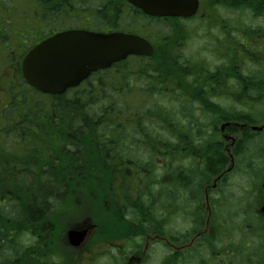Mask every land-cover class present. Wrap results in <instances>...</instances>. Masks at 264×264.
<instances>
[{"label":"trees","instance_id":"16d2710c","mask_svg":"<svg viewBox=\"0 0 264 264\" xmlns=\"http://www.w3.org/2000/svg\"><path fill=\"white\" fill-rule=\"evenodd\" d=\"M23 1L30 4L26 16L16 10L17 3L4 9V0H0V31L4 34V38L0 34V39H4L0 43L7 44L0 46V56L8 64L7 69L1 67V71H8L10 78H16L18 52L28 42L38 39L40 32L34 35L37 25H47L48 31H52L51 28L83 27L134 32L149 40L154 52L148 57L129 56L107 69L97 70L78 86L61 94L65 101L47 99L34 90L33 110L50 112L52 138L35 139L44 146L36 150L39 155L35 164L30 162L31 150L7 151L0 145V173L4 168L1 155L7 152L20 158V165L27 161L36 178L27 186L20 180L16 184L20 186L17 197H9L10 194L1 188V184L7 181H0V264H76L82 252H92L97 245L112 248L119 240L125 241L158 227L154 221L137 227L133 223L128 226L127 221L121 222V211L118 210L121 205L117 202L113 205V201L109 203L113 193L115 198L122 197L127 200V205L139 209L147 198H155L162 190L164 205L168 200L186 213L187 207L177 205L179 189L188 194L186 199L192 195L199 200L204 193L208 202H204L203 207L210 208L211 217L205 221L202 210L199 216L204 220L201 218L193 230L190 227L185 233L173 236L172 240L188 238L185 242L188 243L198 234L197 240L208 245V253L213 258L220 250L215 248L217 236L213 228L218 227L220 221L214 220L213 207L216 205L209 202L212 180L217 184L225 181L223 179L234 168L235 157L258 134L249 126L264 122V102L251 100L243 103L237 89L232 92L233 104L243 103L251 111L226 109L207 96V93L213 92L214 95L219 91L224 80L237 79L236 74L242 68H249L248 62H259L263 55L264 29L252 30L241 22L232 23L229 28L228 20L220 18L219 5L252 18L264 19V0L201 1L200 14L195 18L207 20L204 21L207 27L211 22L216 23L223 38H229L227 53L217 52L223 60L214 68L183 55L182 42L177 41L178 34L184 35L180 31L183 19L147 16L124 0ZM10 12L23 16L22 23L11 27L2 21L4 13ZM191 19L194 17L185 21ZM31 20L34 22L33 31L28 22ZM24 30L32 34L24 38ZM17 39L19 43L16 45ZM241 48L242 52H239ZM255 77H248L245 73L244 84ZM183 101L191 108L181 104L184 110H178L177 104ZM198 107L204 119L209 121L199 122ZM213 118L215 121L212 122ZM223 122L225 133L235 138L233 145L229 142L226 145L220 135L217 124ZM234 123L242 124V130L239 131ZM208 124L212 126L211 132L207 133ZM187 161L190 162L184 164ZM167 193L171 194L170 197ZM2 199H7L4 208L8 209L1 210ZM223 202L216 201L218 208ZM255 211L264 220L260 210ZM139 215L142 213L137 210ZM84 218H91L95 230L75 250L67 243L65 230L80 224ZM189 219L191 221V213ZM165 223L168 224L167 220ZM249 226L252 237H257L259 226L264 229V223ZM162 234L167 235L164 228ZM246 243L228 244L227 252L232 251L237 264H257L253 259L256 246ZM117 250L119 257L128 254L126 246ZM174 254L180 257L179 264H187L191 256L189 251L183 250L169 255ZM199 262L204 264L203 259ZM163 264H169L168 256ZM216 264L225 262L220 259Z\"/></svg>","mask_w":264,"mask_h":264},{"label":"flooded vegetation","instance_id":"af4514ba","mask_svg":"<svg viewBox=\"0 0 264 264\" xmlns=\"http://www.w3.org/2000/svg\"><path fill=\"white\" fill-rule=\"evenodd\" d=\"M124 1L126 2V4H128L135 10H138L137 8L132 6L127 0H124ZM158 18H161V17H158ZM163 18H167V17H163ZM222 18L223 16L221 17V19ZM28 22L30 24L29 27L32 29L31 31H33L34 22L32 20ZM16 26H18V24ZM46 26L47 25H44L42 27V25H37L36 26L37 28H35L34 35L40 32L39 37H37L38 39L34 40V42H31V41L28 42L26 46L24 47V49L18 52V58L16 59V63H17V73L15 75L16 78L15 77L10 78L12 77L11 75H8L2 71L0 73V76L2 77L0 78V145H1V148L5 150L8 149L7 151L31 150L29 151V156H30V162H32L33 164H35V159L39 155L36 152V150L42 149L44 147L41 145V143L35 141V139L43 137L49 140L50 138H52L51 133L53 131V128H51L49 125H52L53 121L50 116V112L42 113V112H37L33 110L34 108L32 106V102H33V96H34L35 89L30 87L24 81L22 77L21 63H20L21 56L24 55L30 48L34 47L41 41L45 40L46 38L50 37L51 35L59 31H64V30L72 29V28H83V27H71V28H62V29H57V30L51 28L52 31H48ZM216 27H219V26L214 22H211L208 24V28L210 29V31L214 30V28ZM229 28H225V30H228ZM83 29H87V28H83ZM88 29H93V28H88ZM232 30L233 29H231V35L232 37H234L233 35L234 32ZM219 32L221 34V38L220 39L218 37L214 38L213 44H212L213 45L212 50H208L207 58L203 57V60L200 58V60L204 62L205 64H207L209 68H214L215 65L219 64L220 60H223V57L220 58L219 55H217V52L227 53L225 49H226L227 43L229 42L228 41L229 38L226 40L225 37L223 38V33L220 30ZM0 34L4 38V34L2 33V31H0ZM31 34L32 33H29L26 30H24V38L29 37ZM2 40L4 39H0V41ZM14 43H16L17 45L19 43V39H17V41H15ZM235 43L238 47L239 44L237 42ZM232 44L233 42L229 45L230 48ZM2 45L6 46L7 44L6 45L2 44ZM261 50L264 55V47L261 48ZM239 52H242V48L239 50ZM239 52H237V56ZM261 61L248 65L249 68L246 70L247 71L246 74L248 75V77L254 76L252 74V69H251L252 67L258 68L259 71L256 72L255 78L247 80L249 81L247 85L244 84L243 75L245 73H244V68H242L240 70L241 72L239 74L238 73L236 74V76H238L237 79L230 78V79L224 80L223 85L221 86V89L219 91H215L214 95H212L213 92L207 93V96H211V97L215 96L219 100L223 99V96H224L226 97V99H228V102L233 103L232 92H235V89H237V92L241 95V98L239 100L243 101V103L251 102V100L252 101L255 100L258 102H264V63ZM17 74H18V77H17ZM91 74L92 73H90L88 77H90ZM249 88L251 90H249ZM68 90L69 89H67L64 93H66ZM209 90L211 91V87H209ZM245 92L246 94H243ZM219 94H222V95H219ZM60 95L61 94L51 95L47 93H42L41 96H44L47 99L53 98L56 101L60 99H64L65 101V98L64 97L61 98ZM70 97H72V95ZM243 103H239L236 105H240L246 108V106H244ZM37 116H38V119H37ZM237 127L239 131H241L243 128L242 124H238ZM60 129L63 130L62 128H54V130L56 131ZM220 129L223 131V133L225 132V127H221ZM1 156H2V164L4 168L2 172L0 173V181L1 180L7 181V183L1 184V188L7 194H10L9 197H17L20 195V192H19L20 186L16 184L20 182L21 180L23 184L27 186L33 183L36 180V178L29 170L30 168H28L27 161L23 162V164L20 165V158H16L15 155L11 153H7V152L2 153ZM44 158H47V157L45 156ZM15 162H17L18 164H15ZM112 196H111V200L109 199V203L113 201L112 202L113 205H115L116 202L121 205V208L118 209L121 211L120 213L121 222L127 221L128 226H131L133 223L136 227L139 226L140 224L146 223L147 221H150V222H147V224H153V221L154 223L157 222L158 227L155 230L151 228L149 231H146L143 235V239H141L139 235H136L131 239L125 240L126 248L128 249L129 247L128 254L125 255L124 257V260L127 261L126 264H141L140 262L147 259L149 256V254H146L148 240L153 237L158 238V239H163V236L157 233L158 229L159 227L161 228L163 227L165 220H167V222L169 223V220H171L172 216H174L175 213H177L175 212L177 208L174 206L164 208V204H163L164 198H163L162 190L157 194L155 198L153 199L147 198L145 200V205L139 209L133 208L134 206L127 205V200L122 197L118 199L115 198V193H113ZM69 199H70V202L73 203V199L71 198V195L69 196ZM1 202H2L1 210L8 209V208H4L5 206H7L6 205L7 199L5 201L2 199ZM155 202L157 203V206H154ZM263 204H264V201L259 204L260 206L258 207V210L261 209ZM113 209L115 208L113 207ZM222 209H223L222 207L218 208V210H221L220 224H218L219 225L218 227L217 226L215 227L216 229L213 228L214 234L215 236H217L218 241H220L222 238L227 236L226 227H223L224 224H226V219L222 215ZM137 210L141 211L142 216L140 215L137 216ZM202 210H204L205 214L207 213L205 217V221L207 220L209 216L211 217V210L208 206H204V207L202 206L200 208H191V223H194L195 226L199 224V220H201L199 214L197 215L196 211L201 212ZM207 210H209V212H207ZM261 214L264 217V214L263 213ZM210 217H209V220H210ZM217 219L218 218L215 215L214 220L216 221ZM86 221H87V218L81 219L80 224H76V225L85 226L87 223ZM191 230H193V228ZM263 231L264 229H262L261 226H259L257 229L258 240L257 242H254V246H256V249L253 251V258L257 264H259L260 262H264V237H262ZM65 234H66V230H65ZM136 237H139L142 240V244L135 242ZM198 238H199L198 234L196 235V237L191 238V243L194 241V243H197V244H195L196 249H193V250L191 249V256L189 257L188 264H200L199 257H202L204 255V252L209 250L207 247L208 245L204 244L202 241L196 240ZM239 240L241 239L239 238ZM67 243H68V240H67ZM170 245L174 246L173 244H170ZM121 247L122 246H120V248ZM77 248H80V247L78 246ZM77 248H75V250ZM113 248L114 247H112V249ZM223 252H226V248L223 250ZM174 255L175 256H171L167 254L166 256L161 257L159 262L155 264H163L164 259L167 256L169 258V264H172V263L179 264L180 257L177 254H174ZM224 255L227 256V254H224ZM133 261L134 263H132ZM223 261L225 262V264H227L226 257L223 258ZM214 262L216 264V261Z\"/></svg>","mask_w":264,"mask_h":264},{"label":"rangeland","instance_id":"374dc122","mask_svg":"<svg viewBox=\"0 0 264 264\" xmlns=\"http://www.w3.org/2000/svg\"><path fill=\"white\" fill-rule=\"evenodd\" d=\"M204 2L205 0H201ZM16 5V10L23 16H26V9L29 8L30 4H26L23 0H18L14 2L13 0H4V9L9 8L12 5ZM33 4V3H32ZM31 4V5H32ZM25 11L24 13H22ZM220 18L223 16L226 20H228L229 26L232 23L241 22L242 25L247 26L248 28L253 29H264V19L262 18H252L248 14H240L239 11H235V9L230 10L229 8H225L222 5H219ZM2 16V21L7 22L11 27H14L17 24H21L23 21V16H16L15 12L12 14L4 13ZM204 14H201L203 16ZM207 20H201L200 17L191 19L190 21H182L180 22V31L184 32V35L178 36L177 41H181V51L185 57H191L195 61L201 62L200 58L203 60V57L207 58L208 50H212V44L215 37L221 38V34L219 32V27L211 30L207 27V24L204 22ZM7 28V27H6ZM2 43H0V46ZM262 52V51H261ZM7 55L9 51L6 52ZM262 55V54H260ZM4 56V55H3ZM262 60V61H261ZM261 62L264 63V55L261 56ZM222 63V60L219 61V65ZM250 65L256 62H248ZM7 61L2 59L0 56V73L1 67L3 69H7ZM252 74L256 76V72H258V68H251ZM247 69L244 68V73H247ZM9 73L8 71L6 72ZM222 95V94H219ZM213 101L217 102L224 108L236 109V110H244L249 111L250 109L242 107L240 105L233 104L228 102V99L223 96V99H218L215 96L210 97ZM191 108V105L186 102H181L177 104L178 110H184L183 107ZM251 111V110H250ZM197 118L199 122L207 121L204 119V115L201 114L200 108L197 110ZM209 121V119H208ZM211 121H215V119H211ZM186 122V121H183ZM219 129L222 127V124H217ZM212 124H208V132H211ZM258 134L253 137L251 142L246 143L244 150L242 153L235 157L234 159V168L228 173V176L224 178L221 183H214L215 180H212L211 189H209L208 194L210 197V203L212 205H216L213 207L215 215L217 216V220L220 221V213L221 210H218V205L216 201H224L222 207V215L227 220L226 222V230L227 236L222 238L220 241H216L214 244L217 248H220L222 245L226 246L228 244H238L247 241V245L253 246L254 242H257V237H252L251 232L249 231L251 227L249 225H262L264 220L258 217V214L255 210H258L259 204L264 201V130L257 131ZM225 133V132H224ZM223 131L220 129V135L225 136L229 135L228 133L224 135ZM223 134V135H222ZM226 136V137H227ZM217 137V135H216ZM226 145L230 141L228 138L225 140ZM231 145V144H229ZM142 159H144V155H142ZM190 161L185 162L184 164H188ZM159 171V170H158ZM215 185V187H213ZM213 188V189H212ZM203 190V187H202ZM170 197V193H167ZM177 205L181 204L183 207H187L188 210L186 213L182 212L183 210H178L179 207L174 206L169 203L167 200L164 208L174 206L177 208L175 210V215L172 216L169 223H165L162 228L165 229L167 235L162 234V228L159 227L158 234L163 236V239L158 238H150L147 244L146 254H149L148 258L141 261V264H155L159 262L160 258L166 256L167 254H172L175 251L183 250L184 252L189 251L191 255V249H196V246L193 245L194 241L191 243H185L188 241L184 240H172L173 236L177 234L185 233L190 227H195L194 223H191L189 217L191 213V208H200L203 203H207L208 200L204 199V193L200 195V199H195L191 195V198H187L188 194L185 191L178 190L177 192ZM195 195V194H194ZM164 203V200H163ZM154 206H157V203H154ZM212 207V206H211ZM209 212V210H207ZM197 215L200 214L197 212ZM204 214V211H203ZM207 214V213H206ZM206 214H204L206 216ZM164 215V214H163ZM162 215V216H163ZM209 215V213H208ZM203 220V216L201 217ZM87 222L90 226L91 218H87ZM94 224V222H93ZM194 229V228H193ZM216 229V228H215ZM94 226L91 227V234L94 233ZM90 234V235H91ZM192 235V231L190 232ZM144 235V234H143ZM143 235H139L141 239H143ZM136 236V235H135ZM193 236V235H192ZM192 238V237H191ZM194 238V237H193ZM239 238L241 240H239ZM139 237H136L135 242L142 244V240ZM197 240V239H196ZM167 241V242H166ZM185 243L184 245H182ZM173 244L174 246H171ZM125 246V241L119 240L116 242L115 247L112 249L110 246L106 245H97L93 248L92 252H82L79 261L76 264H126V260L122 256H118V247ZM176 249V250H175ZM129 250L126 248V251ZM175 250V251H174ZM250 251V250H247ZM99 254V255H97ZM188 254V256H189ZM224 254H227L224 255ZM223 258L226 257L227 264H237L236 258L232 255V251L223 252ZM220 256V255H218ZM217 256V257H218ZM203 259L205 261L204 264H215L214 258L210 257L208 251L204 252L202 257H199V260ZM254 259V258H253ZM207 261V262H206ZM134 263V261L132 262ZM180 263V259H179ZM188 264V263H187ZM242 264V263H240Z\"/></svg>","mask_w":264,"mask_h":264},{"label":"water","instance_id":"95a60500","mask_svg":"<svg viewBox=\"0 0 264 264\" xmlns=\"http://www.w3.org/2000/svg\"><path fill=\"white\" fill-rule=\"evenodd\" d=\"M148 15L183 16L195 13L198 0H128ZM151 44L134 33L93 32L83 29L59 31L32 47L23 57L22 74L35 89L49 94L77 85L91 71L105 68L129 54L149 56ZM262 126H251L259 130ZM264 213V205L262 206ZM88 226L67 232L72 245L84 240Z\"/></svg>","mask_w":264,"mask_h":264}]
</instances>
